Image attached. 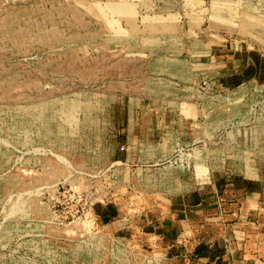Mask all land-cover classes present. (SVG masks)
Wrapping results in <instances>:
<instances>
[{
    "label": "rangeland",
    "instance_id": "obj_1",
    "mask_svg": "<svg viewBox=\"0 0 264 264\" xmlns=\"http://www.w3.org/2000/svg\"><path fill=\"white\" fill-rule=\"evenodd\" d=\"M260 39L264 0H0V264H237Z\"/></svg>",
    "mask_w": 264,
    "mask_h": 264
},
{
    "label": "crops",
    "instance_id": "obj_2",
    "mask_svg": "<svg viewBox=\"0 0 264 264\" xmlns=\"http://www.w3.org/2000/svg\"><path fill=\"white\" fill-rule=\"evenodd\" d=\"M261 44V50H264V40L256 41ZM264 53L259 51H246L237 53L238 61L244 63L237 72L228 73L222 82L226 86H235L244 83L245 80H262L264 81ZM240 59V60H239ZM210 183V182H208ZM215 185L221 189L224 184L219 180ZM233 189L241 195V199L236 204L233 214L234 223L232 224V240L237 238L238 246L233 249L237 257V264H264V183L253 179H240L233 184ZM238 200V199H237ZM203 202L204 199L197 191L192 193V202L187 200V205L196 206ZM209 204H212L209 203ZM185 203H181L184 206ZM177 237L179 235L177 234ZM220 246L219 257L223 253V242L217 241ZM220 244V245H219ZM204 249V257L214 252L215 247ZM210 247V248H209ZM216 249V248H215ZM208 255H207V254ZM218 260H223V257ZM223 263V261H222Z\"/></svg>",
    "mask_w": 264,
    "mask_h": 264
}]
</instances>
